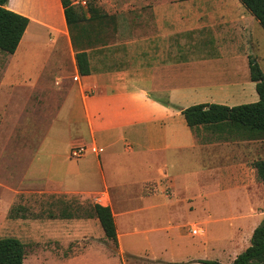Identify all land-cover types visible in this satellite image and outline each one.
I'll return each instance as SVG.
<instances>
[{
	"label": "crops",
	"instance_id": "0c3cea01",
	"mask_svg": "<svg viewBox=\"0 0 264 264\" xmlns=\"http://www.w3.org/2000/svg\"><path fill=\"white\" fill-rule=\"evenodd\" d=\"M123 3L128 8L120 13H127L129 27L118 34L129 37L121 48L130 52L127 63L96 72L90 57L87 76L78 73L62 0H9L6 5L29 24L15 53L0 51V205L19 194L45 192L23 187L25 180L41 182L29 174L39 173L34 165L50 154L51 173L44 182L49 194L65 206L76 198L80 204L109 207L117 228L115 244L105 234L93 235L101 225L90 215L64 212L45 222L37 238L48 239V254L62 252L60 264H183L192 245L177 233L187 207L196 212L197 199L201 206L207 200V207L194 218L209 228L219 223L214 226L224 232L230 224L238 231L234 242L251 239L264 219V187L253 163L246 156L230 157L232 146L258 140L228 124L193 129L182 115L194 105L234 107L259 100L249 59L264 72L263 27L240 0ZM69 66L74 82L58 91L56 74ZM80 144L95 150L74 160L71 149ZM62 149L69 156L53 153ZM199 180L202 191L194 184ZM186 188H196L200 197L187 195ZM194 227L202 229L190 227L196 237ZM169 230L176 232L169 235ZM215 241L231 242L202 238L199 244ZM33 252L37 258L46 254L40 245ZM237 256L224 262L208 252L192 262L229 264Z\"/></svg>",
	"mask_w": 264,
	"mask_h": 264
},
{
	"label": "rangeland",
	"instance_id": "374dc122",
	"mask_svg": "<svg viewBox=\"0 0 264 264\" xmlns=\"http://www.w3.org/2000/svg\"><path fill=\"white\" fill-rule=\"evenodd\" d=\"M105 1L108 0L95 1L100 17L81 24L79 27L75 28L73 33L78 37L80 45L90 51L92 66L96 72H111L112 70L122 69L123 65L127 63L126 57L130 55V52L127 53V48H124L125 51H121L122 47H126L122 45H125L124 43L129 40V37L118 34V30H126V28L129 27V18L127 13H120L128 8V6H125L127 0H112L114 5L104 4L103 2ZM122 1H125V3H123L125 5L123 6H121ZM119 6H121V9L117 10L116 8ZM44 40L47 39L45 38ZM63 70L56 74L58 80L55 82H57L56 88L58 91H66L68 86L70 87L69 82H74V68L69 66L65 67ZM49 149L51 150V146ZM59 152H61L64 157L69 156L68 151L63 149L53 153ZM244 156L250 159L253 163V167L255 161L264 160V139H260L258 142H249L246 144L242 143L231 147V158L234 159L238 157L239 159H242ZM38 166H40V170H38L40 172L35 176L32 174L29 175L34 178L39 177L41 182L38 183L35 181L32 183L25 180L23 190H41L45 192H43V194L36 192L30 194H19L15 198H12L11 202L8 201L9 205H0V238L17 237L26 245L27 257L25 259V264H60L62 262V252L60 250H54L52 251V255L48 254V246L49 249H51L52 245L49 243L47 238L41 240L37 238V236L41 233L40 228L44 227L45 222L58 218L64 212H69L76 218L88 217L93 214V205L88 202L80 204L79 200L73 198L74 200L65 206L59 199H57V196L49 194V189L44 183L48 181L51 173V155L45 154L41 156L40 161L34 165V168H37ZM53 166H58L57 160ZM189 180H180V183H186ZM196 183L197 189L202 191L204 189V185H201V180L195 181L194 184ZM197 189L190 188L187 191L186 188V194L192 195L194 198L200 197V195L196 192ZM205 189L207 191L205 190L204 192L207 193L208 188L206 187ZM1 193H3L2 190L0 191V194ZM167 193L171 198L172 193L170 191H167ZM206 201H203V206H201L202 199H197V201H194L196 212H194V208L191 205L187 207L189 208L187 209L188 211H185L184 216L186 217V220L184 221V226L179 229L177 234L183 242L191 243L192 251L184 257L183 264H195L192 262V258H199L202 255H206L208 252L224 262H230L235 256L244 251L250 245V238L241 240L238 239L239 241L234 242L235 232L238 231L230 224H227L229 226L228 231L224 232L223 228L214 226L219 225V223H213L212 227L209 228V226L204 224V220L194 218L198 215L204 214L203 208L207 207V205H204ZM261 204L264 205V200H262ZM213 212L214 215L221 216L219 211ZM10 213L14 217L23 218L11 219L9 217ZM179 218H182V214L181 216L179 215ZM34 222L37 223L35 224L37 226L33 224ZM191 226H198L202 229L198 236L193 237L190 235ZM174 232L176 231L169 230V235H174ZM100 233L104 235L101 228L99 232L95 230L93 231L94 236H96V234L99 235ZM202 238L210 240L215 238L217 240L226 238L230 239L231 242L230 244L226 243L221 245L220 243L218 244L217 241L214 242L215 244H199V240ZM35 245H40L46 251V254L42 257H35V253L33 252ZM184 247L189 248V244H184ZM207 249L210 250L207 251ZM211 250H213L214 253H212Z\"/></svg>",
	"mask_w": 264,
	"mask_h": 264
},
{
	"label": "trees",
	"instance_id": "16d2710c",
	"mask_svg": "<svg viewBox=\"0 0 264 264\" xmlns=\"http://www.w3.org/2000/svg\"><path fill=\"white\" fill-rule=\"evenodd\" d=\"M96 0H62L65 18L73 46L78 73H92L90 55L74 35L81 24L98 19ZM9 0H0V51L13 54L17 50L29 24V19L7 9ZM85 2V6L83 5ZM245 8L258 20L264 29V0H240ZM86 9L90 14L87 18ZM250 78L256 84L259 100L255 103L234 107L218 104H200L183 109L182 115L190 128L203 125L228 124L242 130L249 139H264V72L254 58L249 59ZM257 177L264 187V160L254 162ZM101 225L105 236L118 243L114 216L109 207L93 206V214ZM27 257L26 245L16 237L0 238V264H24ZM201 264H225L217 260H199ZM229 264H264V219L253 231L250 245Z\"/></svg>",
	"mask_w": 264,
	"mask_h": 264
},
{
	"label": "built area",
	"instance_id": "2783aa9c",
	"mask_svg": "<svg viewBox=\"0 0 264 264\" xmlns=\"http://www.w3.org/2000/svg\"><path fill=\"white\" fill-rule=\"evenodd\" d=\"M93 150H95V147L93 145L80 144V145L74 146L71 149L70 156L74 160H79V159H82L83 157H85L89 152H91ZM192 234L193 235L199 234V229L196 227L192 228Z\"/></svg>",
	"mask_w": 264,
	"mask_h": 264
}]
</instances>
